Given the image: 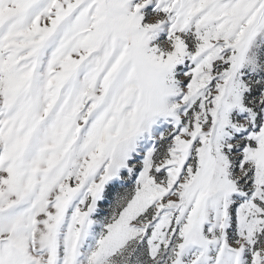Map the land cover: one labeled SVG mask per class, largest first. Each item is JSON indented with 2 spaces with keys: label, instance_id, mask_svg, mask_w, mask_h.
I'll return each mask as SVG.
<instances>
[{
  "label": "snow or ice",
  "instance_id": "obj_1",
  "mask_svg": "<svg viewBox=\"0 0 264 264\" xmlns=\"http://www.w3.org/2000/svg\"><path fill=\"white\" fill-rule=\"evenodd\" d=\"M0 264H264V0H0Z\"/></svg>",
  "mask_w": 264,
  "mask_h": 264
}]
</instances>
